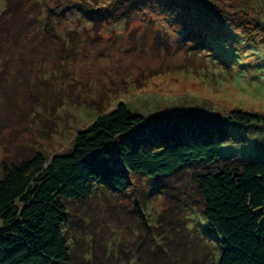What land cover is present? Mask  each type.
Returning <instances> with one entry per match:
<instances>
[{
  "label": "rangeland",
  "instance_id": "rangeland-1",
  "mask_svg": "<svg viewBox=\"0 0 264 264\" xmlns=\"http://www.w3.org/2000/svg\"><path fill=\"white\" fill-rule=\"evenodd\" d=\"M121 1L0 0V167L38 151L47 159L67 152L78 130L121 101L146 116L264 114V33L246 41L189 6L168 12L163 0ZM216 1L230 13L243 9L237 15L248 23L264 22V0ZM226 128L221 155L264 159V124L228 121ZM216 165L131 175L137 206L107 180L94 183L86 200L67 201L71 264H128L134 251L142 259L129 264H216L221 239L208 229L194 185L197 172Z\"/></svg>",
  "mask_w": 264,
  "mask_h": 264
},
{
  "label": "trees",
  "instance_id": "trees-1",
  "mask_svg": "<svg viewBox=\"0 0 264 264\" xmlns=\"http://www.w3.org/2000/svg\"><path fill=\"white\" fill-rule=\"evenodd\" d=\"M125 1L121 2L137 6L150 0ZM162 2L168 12L189 6L198 16L217 19L240 30L246 41L264 33V22L259 17H252L248 23L247 17L237 15L243 9L230 13L216 0ZM48 19L46 11L42 27L47 26ZM228 121L264 124V114L231 109L146 116L132 112L121 101L98 114L87 128L78 130L67 152L47 159L38 151L18 162L3 161L0 264H71L72 253L65 235L67 201L86 200L94 183L97 187L107 180L110 190L112 187L133 196L137 206L141 197L132 195L135 187L131 175L154 178L192 162L217 164L214 170L194 175L199 210L208 229L216 231L221 239L216 264H264V159L221 155ZM143 220L151 227L146 216ZM132 257L136 262L142 259L134 251L128 264Z\"/></svg>",
  "mask_w": 264,
  "mask_h": 264
},
{
  "label": "bare ground",
  "instance_id": "bare-ground-1",
  "mask_svg": "<svg viewBox=\"0 0 264 264\" xmlns=\"http://www.w3.org/2000/svg\"><path fill=\"white\" fill-rule=\"evenodd\" d=\"M92 29H95V31H96V28H92ZM92 29H91V30H92ZM91 32H92V31H91ZM91 37H92V36H91ZM94 39H95V38H94ZM98 40H99V39H98ZM91 41H92V40H91ZM95 41H96V40H95ZM89 42H90V41H89ZM101 42H102V41H100V43H101ZM95 45H96V42H95ZM98 46H99V45H98ZM93 101H94V100H93ZM181 173H182V171H181ZM183 173H185V172H183ZM175 174H176V173H175ZM181 175H182V174H181ZM187 176H188V175H187ZM174 180H175V179H174ZM174 180H173V182H174ZM175 181H176V180H175ZM188 181H189V180H188ZM176 182H177V181H176ZM182 182H183V181H182ZM171 183H172V182H171ZM177 183H178V182H177ZM177 183H176V184H177ZM188 183H189V182H188ZM188 183H187V185H188ZM168 184H169V182H168ZM172 185H174V184H172ZM178 185H180V184H178ZM190 186H191V184H190ZM171 187H172V186H171ZM177 187H178V186H177ZM188 187H189V186H187V188H188ZM174 188H175V187H174ZM182 188H183V187H182ZM182 188H181V189H182ZM189 189H191V188L189 187ZM166 190H167V189H166ZM170 190H172V189H170ZM170 190H169L168 192H170V193L173 192L172 194L175 193L174 191L171 192ZM173 190H175V189H173ZM179 191H180V190H179ZM179 191H178V192H179ZM185 191H186V190H185ZM166 192H167V191H165V193H166ZM168 192H167V193H168ZM186 192H187V191H186ZM189 192H190V190H189ZM191 192H192V191H191ZM191 192H190V193H191ZM161 193H162V191H161ZM165 193H164V194H165ZM187 193H188V192H187ZM172 194H171V195H172ZM187 196L189 197L188 194H187ZM192 196H193V194H192ZM169 197H170V196H169ZM191 198H192V197H191ZM89 207H90V206H89ZM91 208H92V207H91ZM93 225H94V224H93ZM91 226H92V225H91ZM144 238H145V237H144ZM146 238H147V236H146ZM148 241H150V240H148ZM145 245H147V244H145ZM143 246H144V245H143Z\"/></svg>",
  "mask_w": 264,
  "mask_h": 264
}]
</instances>
